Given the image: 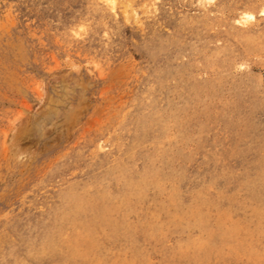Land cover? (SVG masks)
<instances>
[{
  "label": "rangeland",
  "instance_id": "rangeland-1",
  "mask_svg": "<svg viewBox=\"0 0 264 264\" xmlns=\"http://www.w3.org/2000/svg\"><path fill=\"white\" fill-rule=\"evenodd\" d=\"M263 11L0 0V264H264Z\"/></svg>",
  "mask_w": 264,
  "mask_h": 264
},
{
  "label": "bare ground",
  "instance_id": "bare-ground-1",
  "mask_svg": "<svg viewBox=\"0 0 264 264\" xmlns=\"http://www.w3.org/2000/svg\"><path fill=\"white\" fill-rule=\"evenodd\" d=\"M112 3H114V0H110ZM207 1H209V2H213V1H215V0H207ZM264 12V11H263ZM244 19V18H243ZM242 19V21H244ZM246 19L247 20H255V16L253 15V14H246ZM244 23V22H243ZM246 23H247V21H246Z\"/></svg>",
  "mask_w": 264,
  "mask_h": 264
}]
</instances>
